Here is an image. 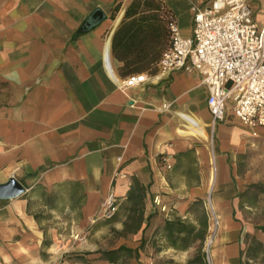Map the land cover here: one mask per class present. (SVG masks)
Segmentation results:
<instances>
[{"label": "crops", "instance_id": "0c3cea01", "mask_svg": "<svg viewBox=\"0 0 264 264\" xmlns=\"http://www.w3.org/2000/svg\"><path fill=\"white\" fill-rule=\"evenodd\" d=\"M153 1L162 8L144 6L152 0H0V186L14 179L24 189L0 199V264H56L90 224L102 233L109 221L95 218L108 195L121 230L133 181L146 188L149 236H161L165 221L198 228L196 209L208 229L210 202L213 264H240L238 195L262 180L254 160L264 161V127L250 131L230 111L213 126L197 73L158 74L170 45L161 10L190 38L192 9L213 0ZM247 1L261 27L264 0ZM95 11L103 20L87 26ZM140 74L146 83L123 89Z\"/></svg>", "mask_w": 264, "mask_h": 264}, {"label": "built area", "instance_id": "2783aa9c", "mask_svg": "<svg viewBox=\"0 0 264 264\" xmlns=\"http://www.w3.org/2000/svg\"><path fill=\"white\" fill-rule=\"evenodd\" d=\"M192 12L190 38H183L176 24H170V45L158 62L159 76L197 73L207 90L206 107L213 126L224 122L230 111L250 131L264 127V23L261 27L256 24L247 0H213ZM146 82L144 74L134 75L122 87L131 89ZM116 211V200L108 195L96 217L109 220ZM206 212L207 254L218 222L210 202Z\"/></svg>", "mask_w": 264, "mask_h": 264}, {"label": "rangeland", "instance_id": "374dc122", "mask_svg": "<svg viewBox=\"0 0 264 264\" xmlns=\"http://www.w3.org/2000/svg\"><path fill=\"white\" fill-rule=\"evenodd\" d=\"M254 169L261 174L262 180L257 184H253L257 185V188L247 186L242 192L243 196L238 197L237 220L241 225L244 252L240 264H264V194L260 192L263 190L260 187L264 186V161H260V158L254 160ZM120 214L125 218L124 208H122ZM195 217L199 221L197 224L199 229L202 218L205 217L202 210L196 209ZM113 218L114 216L106 220L105 218L99 219L96 217L95 221L98 219L100 223L109 221V223L103 225L102 233L96 236L91 234L96 224H90L85 232L73 238V242L78 246L76 251L55 257L53 262L56 264H108L106 261L101 260L99 252L117 248L122 244L130 249L138 247V237H128L126 240L115 239L111 234V230L115 229L112 226L113 223H111ZM146 237L147 240L137 258L126 261L121 260L116 264H191V261L195 258L198 248L197 243L191 245L190 249L184 252L183 250L167 249L168 247L162 240V236H149L147 232ZM212 250L213 247L206 254L203 243L202 253L205 264H213Z\"/></svg>", "mask_w": 264, "mask_h": 264}, {"label": "trees", "instance_id": "16d2710c", "mask_svg": "<svg viewBox=\"0 0 264 264\" xmlns=\"http://www.w3.org/2000/svg\"><path fill=\"white\" fill-rule=\"evenodd\" d=\"M145 7H152L156 10H160L162 7L159 4H155L152 0V5L145 4ZM165 18L166 32L170 40L169 26L173 21V17L166 10H161ZM116 36L112 41V52L117 57V41ZM135 71H130L127 74H131ZM251 188H257V185L249 186ZM261 194H264V186L260 187ZM243 196L242 193L238 197ZM145 199L146 188L141 186L137 181H133L127 197L126 204L124 206L125 218L122 223L121 230H111V234L117 240H126L128 237H138V247L135 249L127 248L124 244L117 248L101 251L98 254L102 261H106L108 264H116L121 260L135 259L138 257L139 252L142 250L146 240L147 232L150 229V221L152 215H145ZM162 240L166 243L168 248L173 250L186 251L191 245L197 243L198 248L195 258L191 261V264H205L204 256L202 253V246L207 236V221L203 217L200 228H196L193 225L181 223L179 220L165 221L161 227ZM157 232V231H156ZM264 233V231H263ZM250 250L248 249V252ZM244 255L242 251L240 257Z\"/></svg>", "mask_w": 264, "mask_h": 264}, {"label": "water", "instance_id": "95a60500", "mask_svg": "<svg viewBox=\"0 0 264 264\" xmlns=\"http://www.w3.org/2000/svg\"><path fill=\"white\" fill-rule=\"evenodd\" d=\"M104 16L100 11H95L85 23L87 26L95 25L102 21ZM24 192L21 185L14 179L9 180L6 184L0 186V199H11L18 197Z\"/></svg>", "mask_w": 264, "mask_h": 264}]
</instances>
